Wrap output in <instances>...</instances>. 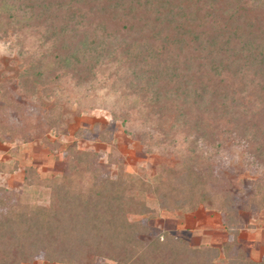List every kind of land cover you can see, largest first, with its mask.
I'll return each instance as SVG.
<instances>
[{
    "label": "trees",
    "instance_id": "16d2710c",
    "mask_svg": "<svg viewBox=\"0 0 264 264\" xmlns=\"http://www.w3.org/2000/svg\"><path fill=\"white\" fill-rule=\"evenodd\" d=\"M26 28H42V44L50 46L19 64L24 97H48L65 74L77 85L88 82L95 68L124 57L128 89L162 134L154 143L184 134L193 151L180 165L164 166L156 184L120 164L111 176L96 151L75 142L65 147L62 174L42 178L28 166V195L0 185V264L30 263L40 252L47 263L214 264L222 253L226 264H264V256L255 261L239 248L243 226L233 198L211 192L214 177L196 149L198 139L207 146L229 128L264 164V0H0L3 34ZM0 100L1 108L10 103L2 84ZM46 119L59 134L57 117ZM15 135L0 124V140L11 143ZM16 168L15 161L0 163V173ZM194 199L222 214L232 239L220 249L147 224L161 212L186 211ZM249 200L264 211L259 181ZM137 215L143 218L133 220Z\"/></svg>",
    "mask_w": 264,
    "mask_h": 264
},
{
    "label": "rangeland",
    "instance_id": "374dc122",
    "mask_svg": "<svg viewBox=\"0 0 264 264\" xmlns=\"http://www.w3.org/2000/svg\"><path fill=\"white\" fill-rule=\"evenodd\" d=\"M41 32L42 28L6 34L0 30V84L6 88L7 100L14 103L0 107V124L17 132L16 140L11 143L0 140V163L15 161L17 165L11 173H0V185L18 196L28 195L29 187L23 181L25 169L36 168L42 178L62 174L66 170L65 147L73 142L79 150L96 151L98 166L102 169L108 166L106 172L111 176H115L120 164L125 172L139 175L152 184L158 183L164 166L176 167L191 155L192 144L184 141V134H175L170 144L154 143L162 134L156 130L154 119L145 117L144 104L128 89L124 57L108 59L95 68V77L88 82L77 85L65 74L49 87L48 97H24L17 85V71L21 61L40 55L50 46L42 44ZM51 114L58 119L59 134L48 129L46 118ZM102 136L106 137L105 141ZM27 137L32 139L24 143ZM197 142V153L206 158L214 177L210 182L211 192L229 193L242 219L243 228L236 239L239 248L255 261L262 260L264 211L249 197L256 181L264 186V164L252 155L251 145L233 129H221L207 146L200 139ZM193 201L186 211L177 214L164 211L147 224L156 231L166 230L180 236L192 246L206 244L220 249L232 239V234L223 226L222 214ZM38 204L47 205L40 200ZM142 218L141 215L132 217L136 221ZM95 263L114 264L97 258ZM23 264L66 263H47L40 252L33 261ZM214 264H226L222 253Z\"/></svg>",
    "mask_w": 264,
    "mask_h": 264
}]
</instances>
